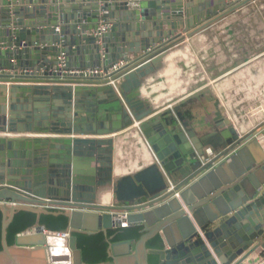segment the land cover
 Returning <instances> with one entry per match:
<instances>
[{
    "label": "water",
    "instance_id": "1",
    "mask_svg": "<svg viewBox=\"0 0 264 264\" xmlns=\"http://www.w3.org/2000/svg\"><path fill=\"white\" fill-rule=\"evenodd\" d=\"M252 1L0 0V264H85L74 234L106 236L122 223L141 236L108 241L107 264H148L149 255L157 264H244L264 251V123L239 136L209 96L211 125L199 132L184 112L189 101L166 108L142 91L171 52ZM101 23L109 32L91 35ZM121 61L111 76L119 95L107 78L69 73ZM125 130L152 162L116 176ZM20 211L62 215L67 229L36 223L8 245ZM44 230L63 235L73 258L48 263L47 241L34 238ZM156 236L161 247L147 249Z\"/></svg>",
    "mask_w": 264,
    "mask_h": 264
},
{
    "label": "crops",
    "instance_id": "2",
    "mask_svg": "<svg viewBox=\"0 0 264 264\" xmlns=\"http://www.w3.org/2000/svg\"><path fill=\"white\" fill-rule=\"evenodd\" d=\"M170 57L174 60L169 63ZM163 65L164 70L142 88L163 107L189 101L184 112L191 119L199 113L197 92L209 87L210 94L204 96L219 101L221 112L238 135L253 132L264 122V0H255L190 37L182 49L163 59ZM116 136L114 175L147 166L138 154L145 145L136 133L125 130ZM118 167L122 168L120 174L116 173ZM257 257V253L252 255L244 264Z\"/></svg>",
    "mask_w": 264,
    "mask_h": 264
},
{
    "label": "trees",
    "instance_id": "3",
    "mask_svg": "<svg viewBox=\"0 0 264 264\" xmlns=\"http://www.w3.org/2000/svg\"><path fill=\"white\" fill-rule=\"evenodd\" d=\"M2 214L0 211V229ZM38 223L48 231L64 232L67 229L68 219L62 215H35L30 212L20 211L13 217L12 222L6 230V241L13 245L18 234ZM77 248L81 251V258L85 264H107L110 259L107 257L109 242L130 241L135 242L141 236V227L128 226L126 228L112 229L104 236L101 232L94 235L74 234ZM161 247L158 236L147 241V249H159ZM1 250V245H0ZM148 264H157V257L148 256Z\"/></svg>",
    "mask_w": 264,
    "mask_h": 264
},
{
    "label": "built area",
    "instance_id": "4",
    "mask_svg": "<svg viewBox=\"0 0 264 264\" xmlns=\"http://www.w3.org/2000/svg\"><path fill=\"white\" fill-rule=\"evenodd\" d=\"M243 1L244 0H224V2H225L226 5H231V6L236 5V4H239V3L243 2ZM254 1L255 0H253L252 2H254ZM252 2H250V3H252ZM128 6L130 8H135V7H137V3L135 1H130L129 4H128ZM241 9H239V10H241ZM110 28H111V25L110 24L101 23V24H99L97 26V28L95 30H92L90 32V34L93 35V36H95V37H100L102 34L109 32ZM126 64H127L126 62H122L121 61V62H118V63L114 64L113 66H111L110 68H108L105 71H103L102 69H100V70H88L87 69V70H81V71H71L69 73L70 74H81L83 76H86V75H97V76H101L104 79L107 78V79H109V82L107 83V85L112 86L113 89L116 91V93L119 95L118 86H119V79L120 78L119 79H116L114 81H111V76H114L116 74H119L123 70V68H124V66ZM174 104H178V102L177 103H174ZM174 104L168 105L166 108H171ZM0 136H3V135L0 134ZM22 136H29V137L31 136V137H34V136H37V135H22ZM144 145H145V143H144ZM205 153L209 157L214 156L213 155V152L210 149H207L205 151ZM228 156H229V154L227 156H225V158L228 157ZM175 196L178 197V194H175ZM41 206L43 208H45V209L53 210V211L63 210V207L58 206L57 204H52V203H45V205H41ZM126 227H128L127 224L126 223H122L121 228H126Z\"/></svg>",
    "mask_w": 264,
    "mask_h": 264
},
{
    "label": "bare ground",
    "instance_id": "5",
    "mask_svg": "<svg viewBox=\"0 0 264 264\" xmlns=\"http://www.w3.org/2000/svg\"><path fill=\"white\" fill-rule=\"evenodd\" d=\"M246 7V6H245ZM169 63L172 62L173 57H170L169 59ZM143 94L148 96V90L145 89V91L143 90ZM138 154L141 155V157L143 158L142 160L144 161V163H146V165H149L152 162V155L150 150L146 147L143 146L141 148L138 149ZM116 173L120 174L122 173V168L118 167L116 170ZM104 204L109 203L110 201V195H105L102 199ZM36 236H34V238H38L39 236H42L45 241H47V244L44 245L45 249H44V255H45V259L46 261L49 263V257L51 256L54 260H64V258H73V253L67 252V248H66V241L64 239H62L64 236L63 235H48V232L46 230L42 231V232H38L35 233ZM67 237V236H66ZM47 245L49 246V248L47 247Z\"/></svg>",
    "mask_w": 264,
    "mask_h": 264
},
{
    "label": "rangeland",
    "instance_id": "6",
    "mask_svg": "<svg viewBox=\"0 0 264 264\" xmlns=\"http://www.w3.org/2000/svg\"><path fill=\"white\" fill-rule=\"evenodd\" d=\"M197 93L199 94L196 95L197 97H195L196 98L195 101L196 102L198 101L197 105H199L198 107L199 113L198 114L194 113L193 118H191L190 121L194 125V128L197 131L204 132L211 125V113L213 111L212 103H209L207 101V98L204 96L205 94H210V89L209 87H205L202 88L201 91L199 90ZM257 256H258L257 259L249 264H261L262 261L264 260V251L258 253Z\"/></svg>",
    "mask_w": 264,
    "mask_h": 264
}]
</instances>
